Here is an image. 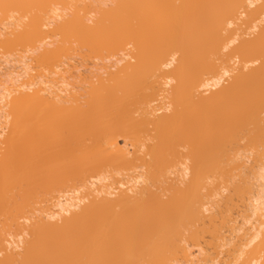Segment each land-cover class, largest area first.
<instances>
[{"label":"bare ground","instance_id":"bare-ground-1","mask_svg":"<svg viewBox=\"0 0 264 264\" xmlns=\"http://www.w3.org/2000/svg\"><path fill=\"white\" fill-rule=\"evenodd\" d=\"M63 1L64 2L60 0V2H58L61 4L64 3V5L66 2L69 4L72 3V0ZM75 1L76 0H74V2ZM79 1L80 0H78V2ZM94 1L95 0H92V2ZM106 1L109 2L110 0ZM106 1L97 0V3L95 2L94 4L91 0L90 3L87 2L90 4L93 12L90 7H86L84 9L89 8V10H84L85 14L88 11L90 13L95 12L91 5H95L94 9H97L96 7L101 4H103L101 6L105 8V5H108V9L106 8L107 10L102 11L101 14L98 10V14H100L99 18H96L98 20L93 23L91 19L94 16L92 18L89 16L88 18L87 14L80 13L82 12V9L81 11L79 9L80 5L84 3H81V1L79 2L81 4L77 5L79 7L76 6L79 12L75 9L76 7H74L73 9L76 10L74 15L72 14V18L67 21L66 15L68 16L69 14L66 12L67 14L64 13L65 15H63L62 11L65 12L69 9L70 5L68 4V8L66 5L65 7L62 5V7H64L62 10L61 4L57 6L56 4L58 2L55 0H0V17L1 15L3 16L0 20L4 17L6 19L12 14L18 15L19 11L21 14H19L18 17L24 16L23 18L26 19L22 18L25 20L23 21L17 18L18 21L20 20V24L25 23L22 30L20 29L22 26L20 27L17 21V26L13 24L14 27H18L17 31H15L16 28H14L13 25L11 26V24H8L10 30L7 29V32H5L6 29L5 31L4 29L0 31L2 33H0V53H6L8 51L7 53L11 52L12 54V51L13 53L16 51V54L19 55V53L24 51V47L26 48H24L25 54L27 52L26 50L30 53V49H32L34 50L32 53L35 52L33 57H36L35 59L33 58V60L31 57L33 63H36L38 58L40 59L42 57L41 61L38 60L37 64H35V66H37L36 68H40L48 64L46 61L49 63L53 62L54 64L57 63L56 60H59L58 57L60 54L67 52L68 49L64 47L69 45L70 41L72 44L74 43L75 46L78 45V48L82 47L83 50L86 48V52L84 51L86 53L85 56L81 48L80 50H82V53H79L80 50L77 52L74 50L76 53L71 50L68 51L70 52V56L80 54L79 56L81 57L83 54L81 57L83 59L90 55V52L87 51L89 50L93 52L94 56H91V54L86 61L92 59L93 61L90 60V62L97 64L98 62L100 63L101 60L103 62L106 60L104 62V67L100 66L101 71H103L102 68H104L103 72H105V68H110L108 67L109 64L105 67L107 60V63L111 61L110 63L112 64L113 60H111V53L123 54V56L121 54L117 55L118 57L120 55L123 57L121 58L120 56L119 59L113 55V58L115 57L119 60L117 63L115 60L113 61L116 63H113V67L118 66L113 68V71L110 69L111 71H106L105 73L101 72L99 74L98 72L100 70L98 71L96 67L98 71L97 76L95 75L96 71H94V73L90 71L94 70L93 66L95 64L93 65V63H91L92 68L89 70V73H85L86 71H82L81 73V71H79L82 70L80 68L81 65L79 69H74L76 66L73 68V65L71 67L67 65L68 70H74L80 82L84 81L90 87L87 91L86 88L89 87L83 82L86 85L82 84L83 87L85 86L83 92H88L87 96H83L85 93L83 94L82 91H78V86H76L75 82L74 88L78 91V94L81 92V95L75 94L76 90H72L73 88L71 90L68 88V94L64 92L63 94L66 96H61V98H66L64 100H62L63 98L60 99L58 95L53 96L57 93L53 91V89H50L53 91L51 93L50 91L48 92L49 88L47 90L45 87L41 86L46 89L43 90L42 88L36 87L35 83H28V85L23 83L20 85V83L19 85L16 84L17 87H12L13 84L11 83V90H8L5 86V89H7L6 92H8L3 96L5 99L3 100L2 97L0 101L3 100L5 102L3 105H5L7 100V104L4 108L5 112L8 111L10 117L8 119L10 122L7 119L6 124L8 125L5 124L6 121L4 122L7 127L3 126L6 130H0V264H214L216 262L219 264L221 261L219 258L222 259L220 264H236L237 261L242 260V258H239L241 255H244L246 258L244 259L243 257L240 264H259V262L264 264V154H258L257 152H259V150L256 152L255 149V147L258 149L259 146L264 147L262 145L264 142V115L262 113L264 112V0H112V6L110 4L111 1L108 4ZM87 3L85 4L88 6ZM76 4H73V6ZM85 4L83 5L85 6ZM109 4L111 6L110 8ZM52 5H54V8L58 7L57 11H59L61 7L62 11L61 13L59 11L60 15L55 10L56 8L50 7ZM101 6H98V9L101 8ZM50 8L51 10L54 9V11H51ZM45 9H47L48 12L51 11V13L48 14ZM164 9H170L171 11L169 10V12L166 10V12H163ZM10 10H15L16 13L12 12V14H10ZM31 11H37L38 13L34 12L35 14L33 13V17L29 18L30 15L32 16ZM44 11L47 14L46 17L48 21V16L50 19L54 20L51 22L49 21L51 23L50 27L54 25V29L48 26L50 23L48 22L47 24V22H45L46 19L42 20L45 15L42 16L40 13ZM172 11H174L175 14L174 12L172 14ZM26 13L28 14L27 16ZM61 14L65 16L67 22L64 23L65 19L61 17ZM57 15H59V17ZM28 18L30 20L27 22ZM257 18L260 19L256 21ZM59 19L62 21L61 24H64L58 25V23H60L58 22ZM228 19H230V21ZM239 20L244 21V30L241 29L242 27L240 25L238 26L239 22L237 21ZM1 21L3 23V20ZM9 21H7V23ZM52 22L54 23L52 24ZM260 23L263 24L260 25ZM235 24H237L238 27L237 31L239 34L240 31H242L241 35H244V38L238 34L234 35L236 28L232 27L235 26ZM8 25L6 26L8 27ZM258 25L260 26L259 28ZM11 27L14 29L13 31ZM256 29L258 32H254ZM14 31L17 32L16 36H14ZM58 31L60 32V36H63L64 40L56 37V34H59L57 33ZM48 32H52V34L54 32V34H56L54 36V34L50 35L51 33L49 34ZM250 32L256 34L253 35L252 33V37H250ZM47 33L51 37L48 36ZM231 35L233 37L230 39ZM13 36L15 37L14 40L12 39ZM46 36H48L51 41L57 38L62 42L65 40L68 42L67 44L64 42L66 45L63 46L62 44L64 43L59 41L62 43L60 44L62 46H60L57 44L58 41L55 43L54 40L53 42L55 45L53 42L52 45L49 40L51 44L49 46H52V48H50L46 44L42 45V40H45ZM238 36L240 38L242 37V39H239ZM236 38L238 40H236ZM236 41H239V43L237 42L235 44ZM72 44H70V46ZM56 45L59 47L57 48ZM36 46L38 49L40 48L39 51H36L38 50ZM231 46L233 48L229 49ZM28 47H30V49ZM53 47H55L56 50ZM127 47L130 48L128 49ZM59 48L61 53L55 54L57 49V52H59ZM131 48H133L131 51L132 53L129 54L128 52H130ZM18 50L21 51L18 52ZM226 51L227 53L224 54ZM236 51L240 52V55L237 56V62L239 65L241 64L242 67L240 68L239 66V69H237L238 66L236 67L237 63L235 67L233 66V63L236 62V60H234L235 62L233 61V58H237H231ZM38 52L41 54L40 56H38ZM104 53H107L106 56L108 58L105 56L103 60L102 57L105 55ZM126 54H128L127 57H129L128 62L126 61ZM212 54L213 56H220L219 58L217 57L218 60L221 58L223 59L224 62H221V59L220 64H225V62H227L222 56L227 58L230 57V60H232L230 63L233 62L231 66L233 70L230 66L225 64L227 66V71L224 70V72H222L225 65L222 68L220 67L222 70L220 74L222 73V75L218 76L217 74L219 73H215L209 76V74L208 76L210 78H213L214 75H216L217 78H208V80H204L202 78L204 75L216 71L215 69H218V71L220 70L217 66L218 60L217 62L211 60ZM101 55L103 56L100 57ZM175 55L176 57L180 55L178 57L179 59L176 58ZM28 56L29 54L27 57ZM95 57H100L101 59L98 58L100 61H98V59L96 60ZM249 57L252 59L256 57L257 60L247 61ZM239 58L242 59L241 62H248L247 65H243ZM11 59V61H13V58ZM29 59L28 57L27 60ZM62 59V62L67 61L66 58ZM123 59L126 62L125 64H122ZM40 62H42V65ZM88 62L89 61H87V63ZM119 62H121V64ZM64 64L62 63L60 66ZM118 64H120V66ZM214 64H217V67ZM248 64H250V66ZM57 65H59V61ZM54 66H52L53 68L51 67V69L49 67L47 71L54 69ZM60 66H58V68ZM110 66L112 67V65ZM64 67L62 69L67 70V68L64 69ZM228 67L231 71H228ZM41 69L43 70V68H40V70L36 69L40 72L38 76L42 74ZM60 69L57 70L56 68V71H60ZM245 69H247V71H245ZM47 71L43 73H47ZM53 71L55 70H52V72ZM72 71H70L71 75ZM52 72L50 71L51 74ZM83 74L84 76L87 74L90 75L83 79ZM56 75L58 76V74ZM8 76L10 75L8 74ZM33 76L34 74L32 78ZM63 76L65 77L67 75L64 73ZM49 77L50 76H48V78ZM9 78L11 79V77ZM66 78L65 80H67ZM152 79L156 80L158 83L159 88L156 85L157 83L155 85L161 91L160 94H158V90L157 92H155L156 90H153L154 92H152V90L150 91V89H155L154 86V88H152ZM23 82H25V80ZM74 84H70V87ZM0 87L4 88L3 84ZM170 87L172 89L171 94L175 93L173 95H175L176 98L172 95L171 100L173 98L175 99L170 102L168 100L170 97H165L168 100L166 101L167 104L165 101H162V97L160 99L164 102L163 104L165 107H170V110L176 109L175 111L172 110L173 113L170 111L165 115L168 110V108H165L166 110L165 113L163 111V114L161 111L164 109H160V107L163 108L162 104H158L160 107L155 108V105L152 103L154 105L152 109H150V107H153L152 104L151 106L149 104L150 107H141L142 110L144 107L147 110L148 108L152 110L149 113L152 120L156 123L152 124L154 125V128L152 127L153 129L150 124L152 131L148 129V132H150L149 135H146H148L147 137L153 136L152 138L154 141L156 140V144L154 141H149V138L145 140L144 138L146 135L142 132V140L138 138V141L137 138H134L137 136V132L134 133V129H136V131L140 129V131L145 132L146 128L142 126H145V124L149 122V119L148 121L145 119V122L144 118L147 115H142L141 113V116H144L141 117L133 113L134 107L146 103L147 101V103H151V101L159 102L160 99L159 101L156 99L153 100L155 94H158L157 96L159 97L162 95L161 93L166 92L168 88L171 90ZM69 90L72 92L74 91L73 94H71L72 92ZM167 94L163 96H167ZM68 95L69 98L67 100ZM79 97L82 98L83 101H81L82 99L79 100ZM176 100H178V105L174 108V101L177 104ZM169 104L171 106H169ZM181 105H183L184 108ZM178 107H181L182 110L179 108L180 111ZM177 110H179V112H177ZM261 115L263 116L259 117ZM137 116L138 118L141 117V120L135 119ZM6 118L7 117H5V120ZM174 118L177 120L175 121ZM152 120L151 122H153ZM175 123L177 124L176 126ZM247 125H250V127L248 128ZM147 126L148 124L146 127ZM245 126L247 127V131ZM132 129L134 130L133 133ZM237 129L238 132L242 131L241 133H245V135L238 133L237 136H234ZM140 131L137 137H140ZM148 132L146 130V133ZM129 133L134 135L132 136L134 138L133 140L131 134L128 135ZM118 136H120V138L123 136L122 138H124V140L121 138V140L124 141L122 145L118 142ZM127 136H130L129 138L132 141H129V139L126 138ZM155 136L156 138H154ZM152 138H150V140ZM238 138H242L245 142ZM229 139L234 141H230ZM228 140L230 142H226ZM246 140L248 141L246 142ZM135 141L138 143H135ZM143 141H146L145 145H149L147 148L151 159L146 157L149 160L143 157V155H145L143 154L144 152L141 153L142 156L140 155V152L145 151V149L142 150V147H145ZM139 142L143 146L141 144L139 145ZM251 142L254 144L249 145ZM257 142L258 144H260V142L262 143L257 147V145L255 146ZM233 143L234 145L236 143V145H231ZM133 144H135L134 147ZM136 144L139 146H136ZM244 144L247 147L252 146L251 149H248ZM180 145L183 146H181L182 149L185 148L183 151L187 149L189 151L181 152L182 149L179 151L177 148ZM184 145H187V147ZM228 145L231 147H228ZM237 145L238 147L242 145L240 147H243V149L245 148L247 151L250 150V152L248 151L249 153L255 149V153L261 156L263 155L260 157V161L258 158L259 156H256L257 158L254 156L256 155L254 152L253 156L255 159H253L254 157L252 154L251 156L253 158L249 156L251 159L250 162H252L253 159L255 160V162L253 161L254 164L257 161L259 163L257 166L255 165L254 172H252L253 167L252 169L250 168L254 164L252 163L250 166L249 160L248 163L244 160L243 163L245 167L241 164L238 168H242L243 166L245 173L243 171V173L236 175L235 168L238 163H236L235 155L233 157L235 160L232 159L231 161V159H229L231 161H229L230 164H232L231 168L235 173L228 170V167L225 166L229 162L225 164L224 161L231 155H227L228 148L230 149L233 148L232 146L236 147ZM135 146L138 148L141 147V151L139 150V152L136 150L137 148H135ZM132 147L133 149L130 150ZM238 147H236L237 150ZM223 149H226V153ZM176 150L181 154H178L179 152H176ZM262 150H264V148L260 149V151ZM221 152L225 153L224 157L221 156L223 155ZM184 156H188L189 158H185ZM232 156L233 155L230 157ZM223 158L224 161H222ZM144 159L148 162L145 163ZM175 159H177L176 162L180 164H182V161L185 162L186 159L190 160H187L188 162L185 164L188 166L191 164L192 166H187V169L184 168L187 174L189 171H192L189 172L190 176L188 174L185 177L183 167L186 165L184 166V164L180 166H183L181 169V171H183L182 175L180 169H177L178 172H175L176 174L178 173L177 176H173V172L176 171V168L180 165L177 164L176 168L171 167L176 164L175 161H172ZM243 159L241 156V161ZM138 160L144 161L141 163L143 164L142 168L145 167L143 171L147 168L145 173L143 172L145 175L141 183L140 180L142 179H140V177L142 176L138 175V181V177L134 174V172L137 171L135 169V164H137V169L140 168V165L138 167ZM170 161H172V165H170ZM238 161L239 160H237V162ZM246 163L248 166L245 165ZM222 166H225L223 167L224 169ZM105 167H112L114 172L118 168H120V170L126 168L125 171L127 172L130 167H134L133 169L131 168L132 172L131 169L129 170L131 174L133 173V176L129 177L131 174L127 172L129 177L127 178L123 169L121 174L126 176L123 175L124 178L122 177L121 179L120 175H116L118 173L120 174L121 171L119 170V172L116 171L117 173L115 175L117 176V180L120 177L119 179L122 181H116L115 176L114 181L108 184L111 180L108 179L109 181L107 182L105 179L109 176L105 179L102 178L103 172H101V169L103 170ZM247 167L251 169L248 170V173H250V171L252 172L249 177L248 174H246L247 170H245ZM173 168H175V170L172 172ZM106 170H109V168H106ZM108 172L110 173V171ZM108 172H106V175H108ZM138 172L135 173L140 175L143 174L140 171ZM240 172H242V169ZM215 174H220L218 177H220L221 174L224 177L228 176V179L236 175L235 178H238V181L235 180L234 177V179H232L235 180L236 183L238 182V184L234 183L235 187L231 186L233 181L230 180V183H225L227 179L221 176L224 179L223 182L225 187L226 185L228 187V184H230V190H228L229 188L227 189V187L225 188L227 190L222 188L224 185L221 187L222 189H220L223 183L220 181V184L218 183L219 187H217V182H214L216 179ZM229 174H231L232 177H230ZM111 175H113V173ZM134 175L136 177H134ZM213 175V179L215 178L214 180L212 179ZM99 176H101V178ZM87 179H95L94 181L96 183L99 180L106 183L104 186L98 188L96 187L97 184L100 185L102 183L94 184L95 182L93 183L91 182L93 180H90V182L88 181L90 186H87ZM209 179L211 181L213 180V182L209 181V183H207ZM79 182H81L83 187L79 185L81 188L78 186L77 189L81 191L84 190V193L79 191V195L81 193L80 197L76 194L78 190L76 191L72 188L73 185H75L74 188H76V185L80 184ZM210 183L214 184L211 185ZM208 184L213 186V188L216 184L215 188H217V191H229L227 194L229 195L232 193V195L230 194L231 198H233V191H235L238 197H240L238 200L239 202L241 201V204L236 202L235 199L233 201L237 203V205L233 201L228 202L231 198L228 197L227 194L226 196L230 199L226 198V196L223 197L225 194L220 196V198L228 199L226 203L228 202L230 204V202H233L232 204L236 205L235 207L237 209L242 207V210H236L234 208L236 210L234 211L231 207L233 205L231 204L229 205L230 207H228L227 204L225 208V200L221 199L224 201L220 203L221 200L217 197L222 193L217 195L219 192L212 191V189H210L212 187L210 186L209 188ZM232 187H234V190ZM66 188H69V192H64ZM74 190L76 191L74 197L76 196L77 198H73ZM213 192L215 193L214 196L212 195ZM212 197H215L213 202L211 200ZM206 198L207 200H205ZM209 198L211 199L209 200ZM204 200L210 204L211 202L213 204L218 201L221 205L217 202L215 207L218 206V208L213 207V204L212 207H208L207 209L206 205L209 203H204ZM37 203L38 206H36ZM41 203L44 204V206ZM217 204H219L221 208ZM238 205L240 206L237 207ZM35 206L44 209L41 210L39 208V210L37 208V210H35ZM209 208H211V210L215 208V211L218 209L219 212H222L224 209L225 212L229 211L231 214L234 213L233 215L230 214L233 217H229L230 215L228 213L222 212L224 216L227 214L228 217L227 220H223L224 222L222 224H218L223 228V232H220L218 229L220 226L217 228L215 224L214 227V221L219 219L217 217L219 215L217 213L218 211L216 212L218 215H216L215 211L213 212ZM222 213L220 214L221 217H223ZM27 214L33 216L32 220H29V216L31 215ZM25 215L28 217H25L22 222H26V227L23 226V223H19L21 218L23 219ZM255 216L257 221L254 218ZM236 219L238 221L240 220V222L242 220V225L245 223L247 226V223L251 220L253 224L249 222V224H252V226L250 225L252 228L248 226V230L245 228V230H247L246 233L242 232V234L240 232L241 234L239 233L238 235H242L240 236L241 238L237 237V241L236 238H234L235 240L233 241L236 243L233 245L231 240L235 235L237 236V234L233 236L229 234L239 231L242 228V225L239 224L240 222H236ZM256 222H258V224ZM207 223H210V226H207ZM227 224L230 226H227ZM259 224L260 228H258ZM253 225H255V229L257 230L253 229ZM234 226L235 229H232ZM10 227L12 228L11 230L14 229L18 232L20 231V233L23 232L22 234L25 236V239H23L20 237L22 234L18 236V233L14 232L17 233L15 236L13 234L14 230L11 231L12 237L15 236L18 241V244L16 241V243L14 242L15 245H19L18 247L13 246L14 243L12 241L15 238L11 241L10 235H8L10 232H7L6 229ZM225 227L227 229L224 231ZM226 231H229V234L224 233ZM5 232H7V235H4ZM250 232H252V234ZM206 233H208L207 235L210 234L209 236L213 239L212 242H208L209 245L205 244L207 250L203 248V244L201 248L202 241H205L203 239L208 238V236H204ZM25 234L28 235V237ZM3 235L9 238L7 237L6 240ZM223 235L232 238L230 241L233 246L229 244L230 241H227L229 240L227 239L228 237L225 236L226 239L221 237ZM185 236L190 239H187V242L189 241L190 244L195 243L191 246L197 248V252L201 250V258L196 257L197 254L195 252L189 251L188 246H185L186 243L184 245L182 244L184 243ZM203 236L205 238H203ZM201 238L203 239L200 243ZM8 239H10V243ZM22 240L26 241L22 242ZM190 241L195 242L191 243ZM189 243H187V245H189ZM227 245L229 248H235L234 250L231 249L234 252L229 251L228 248L224 250V246L226 247ZM191 246L189 245V248ZM194 247L191 250H194ZM221 247L222 250L218 251ZM236 248H238V251ZM226 250H228L227 252H229L228 255L230 256L226 255V252H224ZM209 252L212 255L215 253V256L211 254L208 255L207 253ZM230 252L233 253V255H231ZM237 252L239 253L237 254ZM221 255H224L226 258L224 259ZM235 255L239 256L236 257ZM262 255L263 261H260L262 259L259 256L262 257ZM229 257L235 259L232 260L230 258L231 260L229 261ZM173 259L175 262H173ZM177 259L180 263H176ZM237 263L239 264V262Z\"/></svg>","mask_w":264,"mask_h":264},{"label":"rangeland","instance_id":"rangeland-1","mask_svg":"<svg viewBox=\"0 0 264 264\" xmlns=\"http://www.w3.org/2000/svg\"><path fill=\"white\" fill-rule=\"evenodd\" d=\"M55 1H56V2H58V1L60 2V0H58V1L55 0ZM61 1L64 2L63 0H61ZM67 1H70V0H67ZM80 1H81V3H82V2H84V3L81 4V3H79ZM80 1L78 2V0H76V1L74 2V0H72V1H71V2H72L71 4H69V3H67V2L65 1V2H66L65 5H66L67 8H68V5H70L69 9L65 8V9H67V11L64 10L65 12L62 11V10L64 9V7H65L64 3L61 4V3L58 2L57 4H56V3H55V4H56L57 6L61 4V5H60L61 7H62V5L64 6V7H62V10H61V7L59 6V7H60V8H59V9H60L59 11H60V13H61V11H62V14H63V15H65L64 13H66V12L69 14L68 16L66 15V19H67V21H68V20H70V19L72 18V16L74 15V12H75L76 10L79 12V10H78V8H77V7H79V6H77V5H80V4H81V5H80V8H79L80 11H81V9H82V12H80L81 14H85V11L89 10V8H88V9H84V8H86V7H90V4L87 3V2L90 3V0H88V1H87V0H84V1H83V0H80ZM86 1H87V2H86ZM96 1H97V0H95L94 2H92V0H91V2H92L93 4H94ZM98 1H99V0H98ZM100 1H101V0H100ZM105 1H106V0H105ZM110 1H111V2H110ZM110 1H109V2H110V4H111V6H112V0H110ZM106 2H107V1H106ZM109 2H107V4H108ZM76 3H77V4H76ZM85 3H87L88 6H87ZM92 3H91V4H92ZM96 3H97V2H96ZM102 3H103V1H102ZM55 4H54V5H55ZM67 4H68V5H67ZM73 4H76V5L73 6ZM83 4H85V6H84ZM99 4H100V3H99ZM104 4H105V3H104ZM110 4H109V8L111 7ZM54 5H52V6H50V7L54 8ZM56 5H55V6H56ZM82 5H83V8H82ZM97 5H98V4H97ZM101 5H103V4H101ZM101 5H98V6L100 7ZM76 6H77V7H76ZM91 6L93 7V10H94L96 13H95V12H94V13H90V12L88 11L86 14H87V17H88V18H89V16H91L90 18H92L93 16L95 17V18L93 17V18L91 19V21L93 20L92 22L94 23V22H96V21L98 20V19H96V18H99V15L102 13V11H105V10L108 9V5H105L107 9H106L105 7H103V6H101V8H99V9H98V6H97V7H96L97 9H94V8H95V5H94V6L91 5ZM74 7H76V8H75L76 10L73 9ZM55 8H56V7H55ZM55 8H54V9H55ZM70 8H71V9H70ZM90 8H91V7H90ZM103 8H104V9H103ZM54 9L51 10V8H50L51 11H54ZM57 9H58V7H57L55 10L57 11ZM100 9H101V10H100ZM102 9H103V10H102ZM48 10H49V8H48ZM68 10H69V12H68ZM73 10H74V11H73ZM84 10H85V11H84ZM96 10H97V11H96ZM98 10H99L100 12H99ZM166 10H167V9H166ZM166 10L164 9L163 12H166ZM169 10H170V9H169ZM169 10H167V11H169ZM45 11H47V9H45ZM45 11L42 12V13H40L42 16L45 15L44 17H46V15H47ZM51 11H49V12L47 11L48 14L51 13ZM59 11H57L58 14H59ZM72 11H73V12H72ZM83 11H84V12H83ZM91 11H92V8H91ZM170 11H171V10H170ZM170 11H169V12H170ZM10 12H11L10 14H12V12L14 13L15 10H12V11L10 10ZM19 12H20V11H19ZM19 12H18V15H17V14H16V15H15V14H14V15L12 14V15H10V17L7 15L8 17L6 16V17H7L6 19H5V17H4L3 19H1V20H3V23H2V21L0 20V21H1V22H0V31L3 30V29H4V31H5V29H6L5 32H7V29L10 30V27H9L8 24H11V26H12L13 24L15 25L16 22L18 21V19H22L24 16H22V17L19 18L18 16H19V14H21V13H19ZM31 12H32V11H31ZM31 12H30V13H31ZM34 12L36 13L37 11H33V12L31 13L32 16L30 15V17H29V16H28V17H29V18H32ZM92 12H93V11H92ZM98 12H99L100 14H98ZM173 12H174V11H172V14H173ZM15 13H16V12H15ZM22 13H23V12H22ZM35 13H34V14H35ZM37 13H38V12H37ZM43 13H44V14H43ZM67 13H66V14H67ZM177 13H179V12H177ZM0 14H1V13H0ZM7 14H9V13H7ZM23 14H24V13H23ZM62 14H61V17H63V19H65V16H62ZM72 14H73V15H72ZM86 14H85V15H86ZM90 14H91V15H90ZM170 14H171V13H170ZM170 14H169V15H170ZM172 14H171V15H172ZM174 14H175V12H174ZM27 15H28V14L26 13V16H27ZM41 15H40V16H41ZM59 15H60V14H59ZM59 15H57V16L59 17ZM178 15H179V14H178ZM20 16H21V15H20ZM26 16H25V17H26ZM42 16H41V17H42ZM1 17H3V16L1 15ZM1 17H0V18H1ZM12 17H13V18H12ZM44 17L42 18V20H43V19H46V21H45V20H44V21L47 22V24H48L49 21L51 22V21L53 20V19H50L49 16H48L49 21L47 20V17H46V18H44ZM58 17H56V18H58ZM167 17H168V14H167ZM257 17H259V16H257ZM9 18H10V19H9ZM15 18H16V19L18 18V19L16 20ZM29 18H28L27 22L30 20ZM56 18H55V19H56ZM243 18H244V17H243ZM260 18H261V16H260ZM260 18H259V19H260ZM7 19H8V20H7ZM23 19H25V18H23ZM23 19H22V20H23ZM66 19H65V21L63 20L64 23L67 22ZM259 19L257 18L256 21H258ZM9 20H10V21H9ZM14 20H15V23H14ZM25 20H26V19H25ZM25 20H23V21H25ZM94 20H95V21H94ZM228 20L230 21V19H228ZM242 20H243V19H242ZM7 21H9V22L7 23ZM19 21H20V20H19ZM19 21H18V23H19L18 25H20V27L22 26L21 28L19 27V28L22 30L23 27H24L23 25H24L25 23L20 24ZM23 21H21V22H23ZM53 21H54V20H53ZM240 21H241V20L237 21V22H239V23H238V26L240 25V26L242 27L241 29L244 30V29H245V28H243V26H244L243 22H244V21H241V22H240ZM5 22H6V23H5ZM12 22H13V23H12ZM50 22H49V23H50ZM58 22H60V23H58V25H59V24H61L62 21L59 19ZM43 23H44V22H43ZM53 23H54V22H52V24H53ZM55 23H56V22H55ZM64 23H62V24H64ZM253 23H254V21H253ZM45 24H46V23H45ZM47 24H46V25H47ZM62 24H61V25H62ZM262 24H263V23H262ZM262 24L260 23V25H262ZM2 25H3V26H2ZM6 25H8L9 28H8ZM14 25H13V27H14ZM50 25H51V23H50L48 26L50 27ZM16 26H17V24H16ZM1 27H2V28H1ZM49 27H48V28H49ZM52 27H53V29H54V25L51 26L50 28L52 29ZM55 27H56V26H55ZM59 27H60V26H59ZM259 27H260V26L258 25V28H259ZM14 28H16L15 31H17V28H18V27H14ZM50 28H49V29H50ZM56 28H57V27H56ZM232 28H236V31L234 32V33H235L234 35H237V34H238V35L242 36V35H241L242 31H240V34H239V32L237 31V30H238L237 24H235V26H233ZM11 29H12V27H11ZM20 29H18V30H20ZM51 29H50V31H51ZM13 30H14V29H12V31H13ZM21 30H20V31H21ZM258 30H259V29H258ZM15 31H14V32H15ZM54 31H55V30H54ZM256 31H257V29H256L254 32H256ZM2 32H3V31H2ZM257 32H258V31H257ZM0 33H1V32H0ZM18 33H19V32H18ZM48 33H49V32H48ZM48 33H47V35H48ZM50 33H51V34H50ZM50 33H49L50 35H53V34H54V32H53V34H52V32H50ZM57 33H59L58 35L60 36V32L58 31ZM252 33H253V32H250V34H251V36H250V34H249L250 37H252ZM1 34H2V33H1ZM16 34H17V32H15V35H14V36H16ZM55 34H56V33H55ZM55 34H54V36H55ZM255 34H256V33H253V35H255ZM50 35H48V36H50ZM58 35L56 34V37H57V38L64 40V39H63V36H62V37H61V36L59 37ZM225 35H226V34H225ZM232 35H233V33H232ZM232 35L230 36V39L234 36V35H233V36H232ZM14 36H13V38H12L13 40H14V38H15ZM48 36H46L47 38L45 37V40H44V39L42 40V41H43V44H42V45H44V44H46V45H48V46L51 45V44H50V41H51V40L48 38ZM243 36H244V35H243ZM243 36H242V37H243ZM247 36H248V35H247ZM11 37H12V36H11ZM50 37H51V36H50ZM238 37H239V36H238ZM242 37H241V38L239 37V39H242ZM16 38H17V37H16ZM57 38H54L55 41L52 40L51 43H52L53 41H54L55 43H56V41H58V42H59V41L62 42L61 40H58ZM234 38H235V36H234ZM243 38H244V37H243ZM245 38H246V36H245ZM247 38H249V37H247ZM17 39H18V38H17ZM19 39H20V38H19ZM49 40H50V41H49ZM236 40H238V39L236 38ZM44 41H45V42H44ZM239 41H240V40H239ZM239 41H236L235 44H236L237 42L239 43ZM46 42H47V43H46ZM54 42H53V43H54ZM58 42H57V44L60 45V44H62V43H64V42H66V44H67L68 41L65 40V41H63L62 43H60V42L58 43ZM41 43H42V42H41ZM53 43H52V45H53ZM55 43H54V45H55ZM69 43L72 44V42H70V41H69ZM69 43H68V44H69ZM35 44H36V43H35ZM37 44L39 45L38 42H37ZM37 44H36V45H37ZM66 44L64 43V44H62V45L65 46ZM70 44H69V45H66L67 48H66V46L64 47L65 49H68L67 52H65V53H63V54H60V56L58 57V59H59V60H58V61H59V65H57V63H58L57 60H56L57 63H55V64H54L53 62H50V63H49V62L46 61V63H48V64H45V66H41V67H40V68H43V70H44V71H43V70L41 69V70H42V71H41L42 74H40V76H38V75H39L38 73H40L38 70H40V68H36L37 66H35V64H37L38 60L41 61L42 57H41L40 59L38 58V60L36 59L37 62H36V63H33L32 60H33V58L35 59L36 57H35V56L33 57V55H35V52H33V53H34V54H33L32 51H34V50L30 49V47H28V48L30 49V53L28 52V50H26V51L28 52V53L26 52V54H25V49H26V48H25L24 46H23V47L25 48V49L23 48L24 51L21 52V53H19V55L16 54V53H17L16 51H14L15 53H13L12 50H11V51H12V54H11V52L7 53V52H8L7 50H6V51H7L6 53H0V54H2V55H0V56H1V58H0V78H1V79H0V86H2V84H3V86H4V88L0 87V99L5 95V93L8 92V91L6 92L7 89H8V90H11V89H12V88H10V86H11L12 84H13L12 87H14V86L17 87V85H19L20 83H21L20 85H22V83H23V84H27V85H28V83H35V84H36V87H38V88L45 87L47 90H48V88H49L48 92H49V91H50L51 93H52L53 91L57 92V93H56L55 95H53V96L58 95V96L60 97V99L63 98V97L61 98V96L64 95V94H63L64 92H65V93L67 92L66 94H68V91H67L68 88H70V90L73 88L72 90L75 91V90H76V89L74 88V87H75V84H76V86H78V87H77L78 91H82V93L84 94L85 92H83V91H84L83 88L86 86V85L84 84V83H86V82H84V81H83L84 83H83V82H80L78 76L75 75L74 70H73V69H72L73 71H72L71 69L68 70L67 67H68V66L71 67V66L73 65V66H72L73 68L76 66V68H74V69H77V68L79 69V66L81 65L80 68H81L82 70H79V71H81V73H82V71H84V72L86 71L85 73H87V72L89 73V70L92 68V64H91V63H93V65L95 64V65L93 66L94 70H90V71H93L92 73H94V71H96L95 75L97 76L98 73L100 74L101 72L104 71V68H102L103 71H101V67H100V66H103V67H104V62L106 61V60H104V59H105V56H106L107 53H106V54L104 53V54H105V55L103 54L104 56H103V55L100 56V57L103 56L102 58H103L104 62H103L102 60H101L102 62L100 61V59H101L100 57H95L96 60H97L98 58H100V59H98V61H100L101 64H100L99 62H98L97 64L94 63V62H90V60L93 61L92 59L87 60V61H89V62L87 63L86 59L89 58V56H90L91 54H92L91 56H94V55H93V52L87 50L88 52H90V53H89L90 55L87 56L86 58L84 57V58L82 59L81 57L83 56V54H84V56H85V54H86V53H85V52H86V51H85L86 48H84V50H83V48L80 47V48L83 50V54L81 55V57L79 56L80 54H79V55L74 54V55H71V56H72V58H71V56H70V52H68V51L71 50L72 52H74V50H75V51L77 52V51L80 50V48L77 47L78 45L75 46L74 43H73L71 46H70ZM38 45H37V46H38ZM62 45H60V46H62ZM238 45H239V44H238ZM238 45H237V46H238ZM20 46H21V45H20ZM37 46H36V47H37ZM39 46H40V45H39ZM48 46H47V47H48ZM74 46L77 47L78 49L75 48ZM237 46H236V47H237ZM17 47H18V46H17ZM41 47L45 48L44 46H41ZM47 47H46V48H47ZM49 47L52 48V46H49ZM49 47H48V48H49ZM56 47L58 48L59 46L56 45ZM1 48H2V46H1ZM3 48H4V47H3ZM14 48H15V47H14ZM14 48H13V49H14ZM18 48H19V47H18ZM18 48H17V49H18ZM50 48H49V49H50ZM53 48H55V47H53ZM127 48H128V47H127ZM129 48H130V47H129ZM129 48H128V49H129ZM232 48H233V47L231 46L229 49H232ZM17 49H16V50H17ZM21 49H22V48H21ZM37 49H38V47H37ZM39 49H40V48H39ZM39 49L36 50V51H39ZM132 49H133V48L130 49V52H128L127 50H126V51L130 54V53H132V52H131ZM4 50H5V49H4ZM41 50H42V49H41ZM55 50H56V48H55ZM82 50H80L79 53H80V52L82 53ZM1 51H2V50H1ZM19 51H21V50H18V52H19ZM50 51H51V50H50ZM53 51H54V50H53ZM57 51H58V49H57ZM57 51L55 52V54H56V53H57V54H58V53H61V52H60V48H59V52H57ZM84 51H85V52H84ZM118 51H119V50H118ZM121 51H122V50H121ZM123 51H124V50H123ZM76 52H74V53H76ZM88 52H87V53H88ZM127 52H126V53H127ZM31 53H32V54H31ZM38 53H39V52H38ZM115 53H116V52H115ZM124 53H125V51H124ZM226 53H227V51H226L224 54H226ZM239 53H240V52L236 51V53H235L231 58H233V57L237 58V56L240 55ZM4 54H5V55H4ZM7 54H8V55H11V56H8ZM13 54H14V55H13ZM22 54H23L24 57L22 56ZM28 54H29L28 57L30 58L29 60H27V59H28V57H27ZM30 54H31V55H30ZM36 54H37V52H36ZM111 54H112V58H113V55H115V57H117L118 59L120 58L121 55L123 56V54H121V53H117V54L111 53ZM111 54H109V55H111ZM119 54H121V55L118 57L117 55H119ZM177 54H178V52H177ZM17 55H18V56H17ZM40 55H41V54L39 53L38 56H40ZM75 55H76V56H75ZM124 55H125V54H124ZM127 55H128V54H126L125 57H127ZM5 56H6V57H5ZM16 56H17L18 58H17ZM36 56H37V55H36ZM122 56H121V58H123ZM179 56H180V55H178V56L176 57V55H175L176 58H178ZM215 56H216V55L213 56V54H212V56H211L212 59H211V60H213L214 62H217V60H218V58H219L220 56H219V57H218V55H217L216 57H215ZM31 57H32V60H31ZM74 57H75V59H76L77 61L74 59ZM77 57H78V58H77ZM106 57H107V56H106ZM115 57H114L113 59L111 58V60H113V61L115 60L116 63H117L119 60H118L117 58H115ZM211 57H210V58H211ZM213 57H215V58L218 57V58H217L216 60H214L215 58H213ZM222 57L225 58L226 61H227V62H225V64L231 67V66H232V63H233V62L230 63V62L232 61V60H230L231 58H230V57L227 58V57H225V56H222ZM245 57H246V56H245ZM245 57H244V58H245ZM252 57H254V56H252ZM11 58H13V61H11V60H12ZM20 58H21V59H20ZM23 58H24L25 60H24ZM62 58H66L67 61H65V59H64L65 62H62V61H63ZM107 58H108V57H107ZM109 58H110V57H109ZM128 58H129V57H127V60H126L127 62H128ZM70 59H72V60H70ZM84 59H85V62H84ZM93 59H94V57H93ZM125 59H126V58H125ZM178 59H179V58H178ZM221 59H222V58H221ZM221 59L218 60V62H217L218 65H217V64H214L215 66L217 65L218 68H219L220 70L218 71V69H215L216 71H214V72H212V73H208L207 75H204V76L207 77V78H206V77L203 76L202 78H203L204 80H206V79L208 80V78H209V79H213V78L216 79V78H217L216 75H214L213 78H212V77L210 78L209 76H211V74H215V73H219V74H217V75L219 76V75H222V73L220 74V72H221L222 70H223L222 72H224V70L227 71V70H226L227 66H226L225 64H223V63H222L223 65L220 64ZM239 59H241V58H239ZM255 59H256V57H255L254 59H252L251 57H249V59H248L247 61H249V60H254V61H255ZM36 60H34V61H36ZM74 60H75V61H74ZM96 60H94V61L97 62ZM109 60H110V59H109ZM121 60H122V59H121ZM129 60H130V59H129ZM228 60H229V62H228ZM234 60H236V62H235ZM244 60H246V59H244ZM256 60H257V59H256ZM42 61H43V60H42ZM68 61H69V62H68ZM70 61H71V63H70ZM113 61H112V64H111V63H110L111 61H109V63H107V62H108V60H107V62L105 63V64H106L105 67L109 64L108 67H110V68H105V72H106V71H111L110 69H112V71H113V68L118 67V66H114V67H113V63H115V62H113ZM233 61L235 62V63H233V66H234V67H235V64H236V63H237V64H236V67L238 66L237 69H239V66H240V68L242 67V65H241V64L239 65L238 62H237V61H238V58H237V59H234V58H233ZM241 61H242V59L240 60V62H241ZM7 62H8V64H7ZM25 62H26V63H25ZM29 62H30V63H29ZM54 62H55V61H54ZM60 62H61V64H62V63H63V64H64V63H68V64H64L63 66H60V65H61ZM77 62H79V63H77ZM214 62H213V63H214ZM221 62H224L223 59H222ZM240 62H239V63H240ZM252 62H253V61H252ZM256 62H258V61H256ZM256 62H254V63H256ZM40 63H41V65H42V62H40ZM72 63H73V64H72ZM86 63H87V64H86ZM116 63H115V64H116ZM119 63L121 64V62H119ZM123 63H124V64L126 63V62L124 61V59H123L122 64H123ZM229 63H230L231 65H230ZM241 63H242L243 65H244V64L247 65L248 62H247V63L241 62ZM29 64H30V65H29ZM88 64H89L91 67H90ZM115 64H114V65H115ZM120 64H118V65L120 66ZM219 64H220V66H219ZM252 64H253V63H252ZM12 65H13V66H12ZM54 65H55V66L57 65V66H56L57 70L61 68L60 71H56V68H55ZM65 65H66V66H65ZM67 65H68V66H67ZM86 65H87V66H86ZM97 65H98L99 67H98ZM110 65H112V67H111ZM224 65H225V67L221 70V68H222ZM248 65L250 66V64H248ZM255 65H256V64H255ZM258 65H259V63H258ZM18 66H20V67H18ZM23 66H24V67H23ZM31 66H32V67H31ZM38 66H39V65H38ZM52 66H54V69H52V70H55V71H56V73H55V71L52 72V70H50V71L52 72L53 76H52V74L50 73V71H47V70H49V67H50V69H51ZM58 66H60V67L58 68ZM64 66H65V67H64ZM85 66H86V68H85ZM217 66H216V67H217ZM249 66H248V67H249ZM26 67H27V68H26ZM63 67H64V69L67 68V70H66V69L63 70V69H62ZM96 67L98 68V71L100 70L99 72L97 71ZM216 67H215V68H216ZM220 67H221V68H220ZM248 67H247V68H248ZM255 67H256V66H255ZM33 68H34V69H33ZM35 68L38 69V70H36ZM52 68H53V67H52ZM88 68H89V69H88ZM228 68H229V67H228ZM231 68H232V67H231ZM250 68H251V67H250ZM28 69H29V70H28ZM85 69H86V70H85ZM95 69H96V70H95ZM106 69H109V70H106ZM234 69H236V68H234ZM237 69H236V70H237ZM248 69H249V68H248ZM229 70L231 71L230 68L228 69V71H229ZM232 70H233V68H232ZM27 71H28V73H27ZM30 71H31L32 73H31ZM34 71H35V72H34ZM45 71H47V73H43V72H45ZM62 71H63V72H62ZM70 71H72V72H71L72 75L70 74ZM245 71H247V69H245ZM248 71H249V70H248ZM3 72H4V73H3ZM10 72H12V73H10ZM58 72H59V73H58ZM61 72L63 73V75H64V73H65V75H67V76L64 77V76L62 75ZM84 72H83V73H84ZM97 72H98V73H97ZM105 72H103V73H105ZM2 73H3V74H2ZM21 73H22V74H21ZM29 73H30V74H29ZM36 73H37V74H36ZM49 73H50V75H49ZM8 74H9L10 76H8ZM27 74H28V75H27ZM31 74H32V75L34 74L33 78H32V75H31ZM45 74H47V75H45ZM56 74H58V76H57ZM73 74H74V75H73ZM209 74H210V75H209ZM30 75H31V76H30ZM70 75H71V76H70ZM88 75H90V74H87V75H85V76H84V74H83L82 78L85 79L86 76H88ZM102 75H104V74H102ZM208 75H209V76H208ZM20 76H21V78H20ZM22 76H23V78H22ZM29 76H30V78H29ZM36 76H38V77H36ZM48 76H50L53 80H52L50 77L48 78ZM56 76H57V77H56ZM62 76H63V77H62ZM104 76H105V75H104ZM212 76H213V75H212ZM9 77H11V79H10ZM53 77H55V78H53ZM66 77H67V78H66ZM223 77H224V76H223ZM13 78H14V81H13ZM24 78H25V79H24ZM31 78H32V79H31ZM46 78H47V79H46ZM62 78H63V79H62ZM65 78H66L67 80H65ZM224 78H226V77H224ZM7 79H10V80H7ZM22 79H23V80H22ZM49 79H50V80H49ZM58 79H59V80H58ZM154 79H156V78H154ZM24 80H25V82H23ZM45 80H46V81H45ZM60 80H61V81H60ZM62 80H63V81H62ZM81 80H82V79H81ZM94 80H95V79H94ZM157 80H159V79H157ZM8 81H10V82H8ZM18 81H19V82H18ZM86 81H87V80H86ZM2 82H3V83H2ZM6 82H7V83H6ZM39 82H40V84H39ZM50 82H52V83H50ZM53 82H54V83L56 82V83L54 84ZM58 82H60V83H58ZM65 82H66V83H65ZM71 82H72L73 84H74V82H75V84L72 85V87H70V86H71L70 84H72ZM11 83H12V84H11ZM41 83H42V84H41ZM43 83H44V84H43ZM68 83H70V84H68ZM152 83H153V84H152V88L155 87V89H150V91L152 90V92H154V91L156 90L155 92H157V90H158V92H159L158 94H160L161 91L158 89L159 86H158V83L156 82V80H153V79H152ZM156 83H157V84H156ZM16 84H17V85H16ZM49 84H50V86H49ZM51 84H52V85H51ZM66 84H67V85H66ZM82 84H84L85 86L83 87ZM86 84H87V83H86ZM155 84L158 86V88L156 87ZM224 84H226V83H224ZM5 86H6L7 89H5ZM7 86H8V87H7ZM41 86H42V87H41ZM47 86H48V87H47ZM67 86H68V87H67ZM153 86H154V87H153ZM16 87H15V88H16ZM87 87H89L88 84H87ZM45 88H42V89H43V90H46ZM50 89H51V90L53 89V91H51ZM79 89H80V90H79ZM86 89H87V91H88V89H90V87H89V88H86ZM170 89H171V87H170ZM70 90H69V91H70ZM153 90H154V91H153ZM168 90H169V88H168ZM168 90H167L166 92H167V93L169 92V93H168L169 96H168V94H167L166 92H163L164 94L161 93L162 95L159 96V97L157 96L158 94H155V97L153 98V100L156 99L157 101H159V99L162 97L161 99H163L162 101H165V103H166V101H168V100L171 102V101H172L173 99H175L176 97H175V95H173V94H175V93H172V94H171L172 89L169 90V91H168ZM74 91H73V92H74ZM78 91L76 90L75 94H77V95L80 96V95H81V94H80L81 92H79V94H78ZM70 92H72V91H70ZM73 92H72L71 94H73ZM1 93H2V95H1ZM3 93H4V94H3ZM58 93H59V94H58ZM69 94H70V93H69ZM165 94H167V96H163V95H165ZM87 95H88V92L85 93L83 96H87ZM172 95H173V97H175V98H173V99L171 100V96H172ZM64 96H66V95H64ZM165 97H167V98L170 97V98L167 100ZM68 98H69V95L67 96V100H68ZM4 99H5V98L3 97V100H4ZM64 99H66V98L64 97L62 100H64ZM78 99L80 100V99H82V98L79 97ZM161 99H160V101H161ZM164 99H166V100H164ZM3 100L0 101V102H1V103H0V105H1V106H0V114H2V115H0V130H3V129H4L3 126L8 125V124H6V123H7V119L10 118L9 115H8V111L6 110L7 112H5V108H4V107L6 106V104H7V100H6V104H5V105H3V103H5ZM2 101H3V102H2ZM81 101H83V99H82ZM150 101H151V100H150ZM160 101H159V102L151 101V103H147V102H148V101H147L146 103H143L144 105H143V104L136 105V107H134V109H133V113H135V114L138 115V116H141V113H142V115H147V116H148V114H149L148 117L145 116L144 121L146 122V120L148 121V119H149V122H150V123L147 122V123L145 124V126H142V127L146 128L147 132H148V129L151 130V128L154 126V125H152V124H153V123H156V122H154V121L152 120V117L150 116V113H149V112H151L152 110H149V108H148V110H149V111H148V110L145 108L146 106H149V104H150V106H151V104L153 103V104L155 105V108H157V107H160L158 104H160V105L162 104L163 108L160 107V109H164V110L161 111L162 113H163V111H164V113H165V110H166L165 108H168V110L166 111L167 113H165V115L168 114V112L174 110V109H172V107H171L172 110L169 109L170 107H165L164 104H163L164 102L161 101V103H160ZM176 101H177V104H176V102L174 101V103H175V105L173 106L174 108H175L176 105H178V100H176ZM170 102H168V103H170ZM79 103H80V102H79ZM155 103H156V104H155ZM145 104H146V105H145ZM153 104H152L153 107H150V106H149L150 109L154 108V105H153ZM166 104H167V103H166ZM166 104H165V105H166ZM181 104H182V103H181ZM140 105H142V106H140ZM137 106H139L140 108L137 107ZM143 106H145L144 109H145L146 111H145L144 109H143L144 111L142 110L141 107H143ZM166 106H168V105H166ZM169 106H171V105L169 104ZM179 106H180V105H179ZM181 106H183V105H181ZM179 108H181V107H178V109H179ZM183 108H184V106H183ZM135 109H136V110H135ZM134 110H135V111H134ZM140 110H141V112H140ZM175 110H176V109H175ZM175 110H174V111H175ZM179 110H180V109H179ZM179 110H177V112H179ZM181 110H182V108H181ZM181 110H180V111H181ZM183 110H184V109H183ZM4 112H5V115H4ZM136 112H137V113H136ZM138 113H139V114H138ZM159 113H160V112H159ZM164 113H163V114H164ZM172 113H173V111H172ZM262 113H263V115H264V112H262ZM157 114H158V113H157ZM169 114H171V113H169ZM174 114H175V112H174ZM179 114H180V113H179ZM3 115H4V116H3ZM133 115H134V114H133ZM136 115H134V116H136ZM158 115H159V114H158ZM263 115H261V116H259V117H262ZM138 116L135 117V119L141 120L140 118H141V117H144V116H141L140 118H138ZM2 117H3L4 119H3ZM5 117H7L6 120H5ZM1 119H2V120H1ZM142 119H143V118H142ZM145 119H146V120H145ZM150 119H151L153 122H151ZM260 119H261V118H260ZM263 119H264V117H263ZM174 120H175V118H174ZM176 120H177V119H176ZM176 120H175V121H176ZM5 121H6V122H5ZM8 121L10 122L9 119H8ZM175 121H173V122H175ZM2 122H3V123H2ZM4 122H5L6 125L4 124ZM173 122H172V123H173ZM176 123H177V122H176ZM176 123H175V126L178 124V123H177V124H176ZM1 124H2V125H1ZM147 124H148V126L146 127ZM150 124L152 125L151 128H150ZM155 125H156V124H155ZM173 125H174V124H173ZM173 125H172V126H173ZM6 127H7V126H6ZM6 127H5V128H6ZM142 127H141V129H142ZM245 127H246V126H245ZM247 127L249 128L250 125H249V126L247 125ZM247 127H246V131H247ZM153 128H154V127H153ZM153 128H152V129H153ZM7 129H8V128H7ZM160 129H161V128H160ZM164 129H165V128H164ZM164 129H163V130H164ZM251 129H252V128H251ZM5 130H6V129H4V131H5ZM134 130H135L134 133L137 132V136H138V135H139V131H140V129H137V131H136V129H134ZM134 130L132 129V133H133ZM138 130H139V131H138ZM142 130H143V129H142ZM144 130H145V129H144ZM146 130H145V132L140 131V137L135 136L134 138H137V139L139 138V139H141V136H142L141 132L144 133L145 135H146V134L149 135V132H150V131H149L148 133H146ZM151 131H152V130H151ZM161 131H162V130H161ZM250 131H251V130H250ZM6 132H7V131H6ZM159 132H160V131H159ZM241 132H242V131H239V132H238V129H237L236 132L234 133V136H237L238 133H241ZM243 132H245V131H243ZM252 132H253V131H252ZM4 133H5V132H4ZM151 133H152V132H151ZM154 133H155V132H154ZM247 133H248V132H247ZM250 133H251V132H250ZM130 134H131V133H129L128 135H130ZM241 134H242V135H243V134L245 135V133H241ZM135 135H136V134H135ZM145 135H144V137H145ZM148 135H146V137H145L144 139L146 140V139L149 138L148 140L153 142V141H154V139L152 138L153 136H152V137H151V136H150V137H147ZM150 135H151V134H150ZM158 135H159V134H158ZM158 135H157V136H158ZM242 135H241V136H242ZM246 135H247V134H246ZM132 136H134V135L131 134V137H132ZM241 136H240V137H241ZM118 137H119L118 142H119V144L122 145V144L124 143V141H123L124 138H122V137H123V136H122L121 138H122L123 140H121L120 136H118ZM124 137H125V136H124ZM129 137H130V136H129ZM129 137H128V136L126 137L127 139H129V141H132V140L134 139V138L132 137V140H130ZM242 137H243V136H242ZM247 137H248V136H247ZM150 138H152L153 140H152V139L150 140ZM154 138H156V136H155ZM157 138H158V137H157ZM248 138H249V137H248ZM250 138H252V137H250ZM139 139H138V141H139ZM144 139H143V140H144ZM234 139H235V138H234ZM238 139H241L242 141H244V140H243L244 137H243V139H242V138H238ZM253 139H254V137H253ZM141 140H142V139H141ZM148 140H147V141H148ZM229 140H230V139H229ZM229 140L226 141V142L234 141V140H232V139H231L230 141H229ZM250 140H251V139H250ZM122 141H123V142H122ZM129 141H127V142H129ZM136 141H137V140H136ZM136 141H135V143H138V142H136ZM155 141H156V140H155ZM155 141H154V142H155ZM238 141H239V140H238ZM238 141H237V142H238ZM247 141H248V140H246V142H247ZM252 141H253V140H252ZM143 142H144V141H143ZM145 142H146V141H145ZM145 142H144L143 145H145ZM152 142H151V143H152ZM244 142H245V141H244ZM129 143H130V142H129ZM129 143H128V144H129ZM133 143H134V142H133ZM147 143H148V142H147ZM151 143H150V145H151ZM240 143H241V142H240ZM261 143H262V142H260V144H261ZM263 143H264V142H263ZM263 143H262V145L264 146ZM130 144H132V143H130ZM140 144H141V143L139 142V145H140ZM155 144H156V142H155ZM155 144H154V145H155ZM223 144H224V143H223ZM225 144H226V143H225ZM225 144H224V145H225ZM228 144H229V143H228ZM237 144H239V143H237ZM242 144H243V143H242ZM250 144L253 145L254 143L252 144V142H251V143H249V145H250ZM260 144H258V142H257V144H255V146L257 145V147H258V145H260ZM121 145H120V146H121ZM134 145H135V144H133V147H134ZM139 145L136 144V146H139ZM141 145H142V144H141ZM143 145H142V146H143ZM226 145H227V144H226ZM229 145H230V144H229ZM229 145H228V147H231V146H229ZM231 145H234V143L231 144ZM235 145H236V143H235ZM235 145H234V146H235ZM130 146H131V145H130ZM136 146H135V148H137L136 150H138V151L140 150V151H141V147L138 148V147H136ZM147 146H149V145L146 144V145H145L146 148H145V147H144V148L142 147V150L145 149V151H142V152L139 151V152H140V155H141V156H142L141 153L144 152L143 154H145L146 156L143 155V157H145L146 160H149V159H151V158H150V153L148 152V148H147ZM181 146H182V145L178 146V148H177L179 151H180V149H182V147H183V146H182V147H181ZM184 146L187 147V145H184ZM234 146H232L233 148H230V149L228 148V150H227V153H228L227 155H230V154H231V155H233V156L230 157V156H231V155H230L229 158H226V159H227L226 161H224V158H223L222 161H224L225 164H226L227 162L230 161L229 159H231V161H232V159L235 160V159L233 158L234 155H235V156H236V163H238L237 167L235 168V169H236V175H237V174H240V173H243V171H244V170H243V169H244V168H243V166H244V163H243L244 160L248 163V160H249V162H250V160H251L250 157L253 158L254 156H255V157H256V156H257V157L259 156L258 158H259V161H260V157H262L263 155L261 156V155H258V154H259V153H260V154H264V150L260 151V149L264 148V147H262V146H259L258 149L254 146L255 149H256V152H257V150H259V152H257L258 154L254 152L255 149H254V151L252 150V152L249 153L250 150H248V151H249V152H248L245 148L243 149V147H240V146H242V145H239L240 150H239L238 145L236 146V147H238V150H237V148L234 147ZM244 146H246V145L244 144ZM133 147L130 148V150H132ZM222 147H223V146H222ZM222 147H221V150H222ZM246 147H247V146H246ZM249 147H250V146H249ZM249 147H247V148H248V149H251L252 146H251L250 148H249ZM188 148H189V147H188ZM225 148H226V147H225ZM241 148H242V149H241ZM151 149H152V148H151ZM184 149H185V148H184ZM184 149H182L181 152H185V151L188 150V149L186 148L187 150L183 151ZM226 149H227V148H226ZM226 149H223V151H225V153H226ZM231 149H232V151H231ZM229 150H230V153H229ZM179 151L176 150V152H179ZM188 151H189V150H188ZM231 152H232V153H231ZM239 152H240V154H239ZM244 152H246V153H244ZM253 152H254L256 155H254ZM261 152H262V153H261ZM188 153H189V152H188ZM188 153H187V154H188ZM221 153L223 154V155H221V156L224 157V156H225V153H223V152H221ZM233 153H234V154H233ZM243 153H244V154H243ZM248 153H249V154H248ZM178 154H181V153L179 152ZM178 154H177V155H178ZM184 154H185V153H184ZM251 154H252V156H253V155H254V156L252 157ZM185 155H186V154H185ZM191 155H192V154H191ZM227 155H226V157H227ZM188 156H189V155H188ZM188 156H186V157H188ZM241 156H242V159L244 158L242 161H241ZM245 156H246V157H245ZM249 156H250V157H249ZM143 157H142V158H143ZM146 157H148L149 159H147ZM182 157H183V156H182ZM184 157H185V156H184ZM186 157H185V158H186ZM239 157H240V158H239ZM255 157H254L253 159H255ZM257 157H256V158H257ZM177 158H178V157H177ZM185 158H182V159H185ZM188 158H189V157H188ZM237 158H239V159H237ZM145 159H144V161H145ZM246 159H247V160H246ZM253 159H252V162L249 163L250 166H251L252 163L254 164V162H255V160H253ZM176 160H177V159L172 160V161H175V163H176V164L174 163L175 165H172V161H170V162H171L170 165H172L171 167H175V168H176L177 164H178V165L180 164V163H177ZM187 160H188V159H186L185 162L182 161L181 163L184 164V166H185V165H186L185 163L188 162V161H190V160H188V161H187ZM191 160H192V159H191ZM237 160H239V161L237 162ZM257 160H258V159H257ZM144 161H142V160H141V161H139V160L137 161V162L140 163V164L138 163V167H139V165H140V168H138V169H137V167H136L137 164L134 163V164L136 165V166H135V169L137 170V171H135V172L140 171L141 173H143V172L145 173V170H147V168L143 171V169H144L145 167L142 168V167H143V164H141V163H143ZM178 161H179V160H178ZM231 161H230V162H231ZM253 161H254V162H253ZM135 162H136V161H135ZM137 162H136V163H137ZM147 162H148V161H147ZM147 162L145 161V163H147ZM191 162H192V161H191ZM230 162H229L228 164H230ZM247 163L245 164L246 166H248ZM134 164H133V165H134ZM182 164H180L179 167H180ZM187 164H188V163H187ZM221 164H222V163H221ZM228 164H226L225 166L228 167L227 169L230 170V171L232 172V171H233L232 168H231V165H232V164H230V165H228ZM241 164L243 165L242 168H241V167L238 168V166L241 165ZM258 164H259V163H258V161H257V162H256L254 165H252L251 167L249 166L251 169H252V167H253L252 172H254V169H255L254 167H256ZM190 165H191V164H190ZM190 165H189V166H190ZM222 165H224V164H222ZM255 165H256V166H255ZM168 166H169V165H168ZM187 166H188V165H186L185 167L182 166L184 172L186 171L184 168H186ZM189 166H188V167H189ZM191 166H192V165H191ZM191 166H190V167H191ZM225 166H222V168L225 167ZM229 166H230V167H229ZM117 167H118V166H117ZM179 167L176 168V171H174L175 168H173V170H172V172L174 171V172H173V176H175V175L177 176L178 173H177V174L175 173V172H178L177 169H180V172H181V175H182V173H183V171H181L182 167H180V168H179ZM244 167H245V166H244ZM106 168H109V170H106ZM122 168H123V167H122ZM131 168L133 169L134 167H130V169H131ZM229 168H230V169H229ZM104 169H105V170H104ZM110 169H112V167H105V168H103V170L101 169V172H103V173H102L103 176H102V174H101L102 178L105 179L107 176H109L108 178H106L107 180L105 179V181L108 182L109 180H111V181H109L108 184H110V182L114 181V179H115L114 177H115L116 175H117V176L120 175V176H121V179H122V177H123L124 174L122 175L121 173L123 172V169H124V168L121 169V170H120V168H118V169L116 168V169H117L116 171H118V172H119V170L121 171L120 174H119V173L116 174V173H117L116 171L114 172L113 169H112L113 171L110 170ZM130 169H128L127 172H129ZM132 169H131V172H132ZM135 169H134V170H135ZM139 169H141V170H139ZM166 169H167V168H166ZM186 169H187V168H186ZM223 169H224V168H223ZM241 169H242V172H240ZM251 169H249L248 167H247V169H245V170H247V171H246V172H247L246 174H248V177H249V175L252 173L251 171H250V173H248V170H251ZM125 170H126V168L124 169V172H125V174L127 175V178L133 176V175H132L133 173L131 174V172H129L131 175L129 174L130 176L128 177V173H127ZM134 170H133V171H134ZM170 170H171V169H170ZM170 170H169V171H170ZM104 171H105V172H104ZM108 171H110V173H109ZM187 171H188V170H187ZM230 171H228V172H230ZM106 172H108V175H106V174H107ZM111 172L113 173L114 176L111 175V174H112ZM135 172H134V174L138 177V181H139V176H142V177H143V176L145 175L144 173H143L142 175H140V174H137V173H135ZM189 172H192V171H189ZM189 172H188V174H189ZM231 172H230V173H231ZM138 173H139V172H138ZM174 173H175V174H174ZM233 173H235V171H233ZM244 173H245V171H244ZM115 174H116V175H115ZM179 174H180V173H179ZM188 174H187V172H185V173H184L185 177H186V175H188ZM98 175H99V174H98ZM104 175H106V176H104ZM110 175H111V178H113V179L110 178ZM126 175H124V176H126ZM135 175H134V177H136ZM138 175H139V176H138ZM219 175H220V174H219ZM219 175L215 174V178H216V179L214 178L215 180L213 179V177H214V175H213V176H212V179L214 180V182H215V181L217 182V183H216V184H217V187H219V186H218V183H219L220 181H222L223 184L220 186V189H222V188L225 189V188L227 187V185H226V187H225V184H224V182H223L225 178L227 179V180H225V183H230V182H231L230 180H232V181H233V182H232L233 184H234V183H235V184H238V182H237V183L235 182V180L238 179V178H237V179L235 178L236 175H233V177L235 178V180H233L234 178L231 176V174H229V175H230V177H232L233 179H232V178H231V179H228V176H227V177H226V176L224 177V176L221 174V176L224 178V179H223L221 176H220L221 178L218 177ZM242 175L245 176L244 174H242ZM95 176H97V175H95ZM101 176H99V177L101 178ZM117 176H116V181L121 180V179H119L120 177H119L118 180H117ZM173 176H172V177H173ZM179 176H180V175H179ZM179 176H178V178L180 179ZM189 176H190V174H189ZM243 176H242V177H243ZM142 177H140V179H142V180H140V183H141V181L144 180V177H143V178H142ZM185 177H184V178H185ZM187 177H188V176H187ZM217 177H218L219 179H218ZM248 177H247V178H248ZM95 178H96V177H95ZM100 178H98V179H100ZM123 178H124V177H123ZM125 178H126V177H125ZM247 178H246V179H247ZM108 179H109V180H108ZM217 179H218V181H217ZM90 180H93V181H91V182H93V183L95 182V181H94L95 179H90ZM90 180L87 179L86 182H88V181L90 182ZM96 180H97V179H96ZM101 180H102V179H101ZM186 180H188V179H186ZM213 180L211 181V180L209 179V180H207V183H209V181H210V182H213ZM121 181H122V180H121ZM228 181H229V182H228ZM237 181H238V180H237ZM89 182L87 183V186L90 184ZM100 182H101L102 184L98 185L97 183H100ZM251 182H252V181H251ZM79 183H80V184H77V185H76V188H74L75 185H73L72 188L75 189V190L77 191V190H78L77 188H78L79 185H81V187H83V185L81 184V182H79ZM82 183H83V182H82ZM97 183L95 182L94 184H97L96 187L100 188V186H104L106 182H102V181L99 180V181H97ZM232 183H231V186H234V187H235V184L233 185ZM83 184H85V183H83ZM108 184H106V185H108ZM210 184L213 185L214 183H210ZM210 184H208V185H209V188H210V186H211ZM216 184H215V185H216ZM219 184H220V183H219ZM215 185H214V188L216 187ZM223 185H224V186H223ZM229 185H230V184H228V187H227V189L229 188L228 190H230ZM84 186H85V185H84ZM89 186H90V185H89ZM222 186H223V187H222ZM79 187H80V186H79ZM81 187H80V188H81ZM211 187H212V188H210V189H212V191H213V190H214L215 192L217 191V188H215V189H216V190H215V189L213 188V186H211ZM221 187H222V188H221ZM234 187H232L233 190H234ZM73 189H71V190H73ZM82 189H83V188H82ZM227 189H225V190H227ZM71 190H70V191H71ZM75 190H74V193H73V198H77L76 196L74 197V195H76V194H78V196L80 197L81 193H80V195H79V191H81V190L79 189V190L77 191L78 193H76V194H75V192H76ZM218 190H219V189H218ZM225 190H219V191H217V192H219L217 195H219L220 193H222V194H220V195L217 196V197L220 198V196H223L224 194H225V195H224L223 197H225L226 194H227V192H229V191L226 192ZM231 190H232V189H231ZM83 191H84V190H83ZM83 191H81V192L84 193ZM62 192H63V191H62ZM64 192H69V188H68V189L66 188ZM214 194H215V193L213 192L212 195L214 196ZM230 194L232 195V193H230ZM230 194H229V195L227 194V195H228V197L231 198ZM71 195H72V194H71ZM82 195H83V194H82ZM71 197H72V196H71ZM210 197H211V196H210ZM215 197H216V196H215ZM215 197H212V199L209 198V200L211 199L212 202H213V201L215 200ZM217 197H216V198H217ZM228 197L226 196V198H228ZM232 197H233V198H231V200H228V199H230V198H228V199L220 198V200H221V199H224V200H225V201L223 200V201L225 202V206L223 205L225 208H226V205H227V204H228V205H227L228 207H230V206H229L230 204L233 205L232 203L234 202V201H233L234 199L236 200V202H238V203L241 204V201L239 202V200H238V198H240V197H238V195L235 193V191H233V196H232ZM234 197H235V198H234ZM207 198H208V197H207ZM207 198H206L205 200H207ZM205 200H204V201H205ZM209 200H208V201H209ZM218 200H219V199H218ZM220 200H219V201H220ZM226 200H228V202H229V201H233V202H230V204H229L228 202L226 203ZM223 201L221 200L220 203H222ZM212 202H211V204H210L209 202H206V201L204 202V203H209V204H207V205H209V206H207V205L205 204L207 209H208V207H212L213 204H214L213 207H215V206H216L215 204H216L218 201H216V202L213 203V204H212ZM218 203H219V202H218ZM220 203H219V204H220ZM234 203H235V202H234ZM41 204H42V203H41ZM219 204H217V205H219ZM223 204H224V203H223ZM235 204L237 205V203H235ZM42 205L44 206V204H42ZM220 205H221V204H220ZM220 205H219V207L221 208ZM236 205H233L234 207L231 206V207L233 208L234 211L239 210V209L242 210V207H241V208L239 207L240 205L237 206V207H239L238 209L235 207ZM243 205H245V204H243ZM36 206H38V203H37ZM36 206H35V210H37V208H38V207H36ZM39 206H40V205H39ZM43 206H40V207H43ZM40 207H39V208H40ZM228 207H227V208H228ZM39 208H38V209H39ZM215 208H218V206L215 207ZM215 208H213V210H211V208H209V209H210L211 211L214 212V211H215ZM220 208H219V209H220ZM234 208H235L236 210H235ZM40 209H41V208H40ZM40 209H39V210H40ZM43 209H44V208H42L41 210H43ZM216 210L218 211V209H216ZM229 210H230V209H229ZM217 211H215V213H216ZM223 211H224V209H223ZM223 211H222V212H223ZM226 211H227V209H226ZM222 212H221V211H220V212L218 211L217 213H218L219 215L216 213V215H218L217 217L220 219V221H219V219H217V220L215 219L216 221H214V227H215V224H216V225H217L216 227L218 228V227L220 226V225H218V224H220V223L222 224V223L224 222L223 220H227V218H228V217H227V214L225 215V216H226V218H225V216L223 215ZM230 212H231V211H230ZM232 212H233V211H232ZM221 213H222L223 217L220 216ZM224 213H228L229 215L231 214V213H229V211H228V212H225V211H224ZM233 214H234V213H232L231 215H233ZM27 215H31V214H27ZM27 215H25V216L23 217V219L21 218V220L19 221V223H20V222L23 223V226H25V227H26V225H25L26 222L24 223V222H22V220L24 221V218H25V217H26V218L28 217ZM231 215H230L229 217H233V216H231ZM31 216H32V215H31ZM31 216H29V220H32L33 216H32V217H31ZM30 218H31V219H30ZM239 218H240V217H239ZM239 218H238V219H239ZM254 218L256 219V216H255ZM242 219H243V218H242ZM251 219H252V218H251ZM260 220H261V219H260ZM260 220H259V221H260ZM217 221H218V222H217ZM237 221H238V220L236 219V222H237ZM251 221H252V220H251ZM251 221H249V222H251ZM256 221H257V219H256ZM259 221H258V222H259ZM30 222H31V221H30ZM236 222H235V223H236ZM239 222H240V220L238 221V223H239ZM241 222H243V221L241 220ZM241 222L239 223L240 225H242ZM249 222L247 223V226H246V224L244 223V224L241 226V227H242L241 230H242V229L245 230V228L247 229L248 226H249L250 228H252L251 226H252V224H253V223H252L253 221L251 222L252 224H249ZM254 222H255V221H254ZM258 222H256V223L258 224ZM28 223H29V222H28ZM235 223H234V224H235ZM238 223H236V224H238ZM256 223H255V224H256ZM229 224H232V223H229ZM229 224H227V226H228ZM248 224H249V225H248ZM257 224H256V225H257ZM260 224H261V222H260ZM260 224L258 225V228H260V227H259ZM204 225H205V224H204ZM206 225H207V226H208V225L210 226V223H209V224L207 223ZM211 225H212V223H211ZM250 225H251V226H250ZM23 226H22V227H23ZM229 226H230V225H229ZM231 226H233V225H231ZM235 226H237V225H235ZM235 226H234V228H232V227H231V228H232V229H235ZM245 226H246V227H245ZM253 226H254L253 229H254V230H257V229H255V225H253ZM25 227H24V228H25ZM204 227H205V226H204ZM211 227H212V226H211ZM207 228H209V227H207ZM220 228H221V229H220ZM236 228H237V227H236ZM238 228H239V226H238ZM11 229H12L11 227H10L9 229H6L7 232H10V234H8V235H10L9 237H10L11 241H12L13 238H15V236H16L17 233H18V234H17L18 236H19V234H22V233H23V232L20 233V231L18 232V231L14 230V229H13V230H14V231H13V230H11ZM218 229H219L220 232H221L223 228L220 226ZM226 229H227V228L225 227L224 231H225ZM6 230H5V231H6ZM9 230H10V231H9ZM237 230H239V229H237ZM241 230L236 231V232H234V233L232 232L231 234H229V231L224 232V233H226V234L228 233L230 236H233L234 234H237V236L235 235L236 237L234 236L233 239H232L231 237L229 238V237L226 236V235H223L224 237H223V236H221V237H222V238H225V239H226V237H228L227 239H229V240H227V241H230V239H232L231 241H232V244L234 245V244L236 243L235 241H233V240H235L234 238H236V241H237V240H238L237 237L241 238L240 236H242V235H238V234H239L240 232H241V233H242V232H245V233H246L248 229L245 230V231H244V230L241 231ZM254 230H253V231H254ZM11 231H13V234L15 235V236L13 235L14 237H12V235H11V234H12ZM7 232H5L4 235H5ZM14 232H17V233H14ZM222 232H223V231H222ZM24 233H25V232H24ZM241 233H240V234H241ZM250 233L252 234V232H250ZM207 234H208V233H206V235H204V236H208L207 239H206L204 236H203V238H205V239H203V238L200 239V243H201V240H202V239L205 240V241L207 240V241H206L207 243H206L205 241H202L203 243H201V245H202V244L204 245V247H203V245H202L201 248L203 247L205 250H207V248L205 247V246H206L205 244L209 245L208 242L210 243V242H212V240H213V239L211 238V236H209L210 234H209V235H207ZM242 234H243V233H242ZM4 235H3V236H4ZM6 235H7V234H6ZM22 235H23V237H22ZM22 235H21L20 237L23 238V239H25L24 234H22ZM25 235H26V234H25ZM3 236H2V237H3ZM26 236L28 237V235H26ZM225 236H226V237H225ZM248 236H249V234H248ZM2 237H1V238H2ZM4 237H5V236H4ZM7 237H8V236H7ZM7 237H5L6 240H7ZM9 237H8V238H9ZM11 237H12V238H11ZM20 237H19V238H20ZM27 237H26V239H27ZM186 237H187V236L184 237V241H183L184 243H182V244L184 245V244L186 243L185 246H188L189 251H192L193 253L195 252L197 255H196V254H193V255H196V257L201 258V256H200V255H201V252H200L201 250H199V252H197L198 249L195 248L194 246H193V247H194V250H195V249H197V250H195V251H194V250H191V249H193V247H192L191 245H194V244H195V243H194L195 241H193V242L190 241L191 243H194V244H190L189 241L187 242V239H188V240H190V239H189V238H186ZM185 238H186V242H185ZM3 239H4V238H3ZM10 239H8V242H9V243H10ZM17 239H18V238H17ZM208 239H209V241H208ZM27 240H28V239H27ZM210 240H211V241H210ZM4 241H5V240H4ZM15 241H16L17 244H18V241L16 240V238L13 239L12 242L14 243ZM23 241L25 242L26 240H22V242H23ZM224 241H225V240H224ZM224 241H223V243H224ZM231 241H230L229 244H231ZM12 242H11V244H12ZM16 242H15V243H16ZM221 242H222V241H221ZM221 242H220V243H221ZM225 242H226V241H225ZM15 243H14L13 246H17V245H15ZM19 243H20V239H19ZM187 243H189V245L191 246L190 248H189V245H187ZM223 243H221V244H223ZM226 243H227V242H226ZM22 244H23V243H22ZM229 244H228V245H229ZM232 244H231V245H232ZM228 245H227V246H228ZM233 245H232V246H233ZM18 246H19V245H18ZM18 246H17V247H18ZM20 246L22 247L21 244H20ZM211 246H212V244H211ZM227 246H226V247L224 246V250L228 248L229 251L234 252L233 250H234L235 248L233 249L232 247L229 248V246H228V247H227ZM216 249H217V248H216ZM231 249H233V250H231ZM16 250H17V249H16ZM205 250H204V251H205ZM220 250H222V247H221V249H219L218 251H220ZM236 250L238 251V248H236ZM236 250H235V251H236ZM209 251H210V250H209ZM227 251H228V250L224 251V252H226V255L229 254V252H227ZM212 252H213V250H212ZM222 252H223V251H222ZM224 252H223V253H224ZM231 252H230V254L233 255V253H231ZM238 253H239V252H237V254H238ZM207 254L209 255V254H211V253L209 252V253H207ZM213 254H214V255H212V254H211V255H212V256H215V253H213ZM224 255H225V254H224ZM224 255H221V256H223V258L225 259L226 257H225ZM212 256H211V257H212ZM228 256H230V255H228ZM228 256H227V257H228ZM235 256L237 257V256H239V255H235ZM235 256H233V257H235ZM241 256H242V257H241ZM241 256H240L239 258H242V260H243V257H244V259L246 258L244 255H241ZM193 257H195V256H193ZM259 257L262 259V260H260V259H259V260H260V261H263V255H262V257H261V256H259ZM212 258H213V257H212ZM221 258H222V257H221ZM230 258H231V257H229V261L232 259V258H231V259H230ZM234 259H235V258H234ZM234 259H232V260H234ZM173 260H174V259H173ZM173 260H172V261H173ZM219 260L222 261V259H220V258H219ZM238 260H239V259H238ZM242 260H239V261H237V262H239V264H240V263L242 262ZM179 261H180V260H179ZM217 261H218V259H217ZM221 261H220V262H221ZM225 261H227V260H225ZM173 262H175V260H174ZM220 262H219V264H220ZM223 262H224V261H223ZM234 262H236V261H234ZM237 262H236V264H238ZM176 263H180V262H178V259L176 260ZM216 263H217V262H216ZM216 263H214V264H216ZM261 263H262V262H259V264H261ZM209 264H211V263H209ZM217 264H218V263H217Z\"/></svg>","mask_w":264,"mask_h":264}]
</instances>
